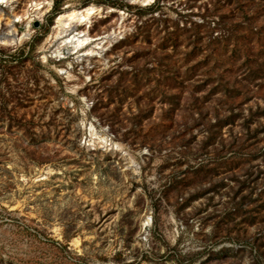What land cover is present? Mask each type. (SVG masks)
<instances>
[{
    "label": "rangeland",
    "instance_id": "obj_1",
    "mask_svg": "<svg viewBox=\"0 0 264 264\" xmlns=\"http://www.w3.org/2000/svg\"><path fill=\"white\" fill-rule=\"evenodd\" d=\"M69 2L0 43V264H264V0L82 1L125 36L45 62Z\"/></svg>",
    "mask_w": 264,
    "mask_h": 264
},
{
    "label": "bare ground",
    "instance_id": "obj_2",
    "mask_svg": "<svg viewBox=\"0 0 264 264\" xmlns=\"http://www.w3.org/2000/svg\"><path fill=\"white\" fill-rule=\"evenodd\" d=\"M77 1H71L63 7V11L56 17L55 25L40 48L44 52L47 42L53 40L57 43L56 46L52 43L55 46L51 52V55L54 54V58L64 57L67 59L69 55H75V62L78 63L89 62L93 58L104 60L106 52L128 31L127 14L109 6L96 5L94 2L86 6L78 5ZM132 2L149 5L153 0H132ZM17 3L18 0H0V43L5 46H14L30 39L34 28H37L36 25L39 22H44V16L52 9L54 0H29L27 7L21 13L16 10ZM4 7L8 10H5ZM112 13H117L114 27L99 35L92 34L91 27L95 20L111 16ZM42 58L48 62L46 53ZM72 66L73 62L69 61L67 68L56 69L65 78L75 80L76 76H73L70 71ZM74 88L73 91L76 92L78 87ZM93 129L94 127L91 125L90 135L94 139L91 138V141L97 140L101 144L122 149V145L112 141L108 136L98 134ZM145 223L147 225L148 220Z\"/></svg>",
    "mask_w": 264,
    "mask_h": 264
},
{
    "label": "built area",
    "instance_id": "obj_3",
    "mask_svg": "<svg viewBox=\"0 0 264 264\" xmlns=\"http://www.w3.org/2000/svg\"><path fill=\"white\" fill-rule=\"evenodd\" d=\"M71 1H74V0H71ZM82 1H86V0H78L77 3H81ZM157 0H153V2H151L149 5H143L141 3H133L132 0H125V2L128 4V6H138V5H141V6H147V7H150L152 6L153 4H155ZM78 3V4H79ZM4 9H6V7H4ZM127 9V7H126ZM121 11H124V10H121ZM125 12V11H124ZM46 39V38H45ZM53 40H50L47 42V45H46V50H45V53L48 55V59L49 58H53L55 61L57 62H61V61H64V57L63 58H54V54L51 55V51L54 50L55 46H53Z\"/></svg>",
    "mask_w": 264,
    "mask_h": 264
}]
</instances>
